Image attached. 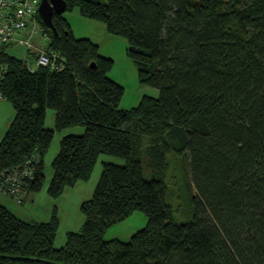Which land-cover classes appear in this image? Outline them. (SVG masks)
Returning <instances> with one entry per match:
<instances>
[{
    "label": "trees",
    "instance_id": "16d2710c",
    "mask_svg": "<svg viewBox=\"0 0 264 264\" xmlns=\"http://www.w3.org/2000/svg\"><path fill=\"white\" fill-rule=\"evenodd\" d=\"M66 2L54 15L58 35L40 16L62 69L31 70L0 50V92L16 111L0 141V168L38 157L29 191H40L55 132L74 125L85 131L61 139L51 196L88 179L102 153L125 163H103L81 204L85 222L61 247L56 210L31 221L1 204L0 264H264V0ZM76 8L127 40L140 82L158 96L121 107L125 87L109 76L114 60L77 37L65 17ZM47 108L55 109L54 127L46 126ZM170 153L190 158L197 193L187 222L174 218L158 172ZM137 209L147 213L146 226L128 240L105 238Z\"/></svg>",
    "mask_w": 264,
    "mask_h": 264
},
{
    "label": "rangeland",
    "instance_id": "374dc122",
    "mask_svg": "<svg viewBox=\"0 0 264 264\" xmlns=\"http://www.w3.org/2000/svg\"><path fill=\"white\" fill-rule=\"evenodd\" d=\"M76 11L78 10L75 9L74 12ZM74 20L80 23L81 25L87 26L81 23L80 21H77L76 18H74ZM117 37H120L121 39L127 41L124 37ZM11 52L17 56L23 55V51L17 48H12ZM15 112L16 111L14 105L11 101L5 98L0 99V141L4 137L7 129L9 128L15 116ZM46 126H55V109L53 108H47ZM84 131L85 127L83 125H74L64 128L62 130H57L55 132L51 146L44 157L46 178L44 181L43 188L38 191L40 197L43 200H45L47 195H50L48 192V186L53 176L52 162L60 150L61 139L65 135L71 133L82 134ZM146 143L149 144V140H146ZM106 161L121 164L125 163V159L122 157L108 153H102L96 162L91 176L88 179L79 180L76 182V184L67 186L61 196L54 197L50 195L52 199L56 201L54 203V209L52 210H56L60 218V225L55 240V244L57 247H61L66 243L67 234L68 232H70L69 230H77L82 226V224H84L85 214L81 209V204L83 200H87L93 196V193L96 189V186L100 180L103 171V163ZM165 162L166 163L161 166V170L158 172L162 173L166 178L169 192L168 201L172 205L174 218L178 222L190 221L193 218L194 214V204L192 196L197 193V189L192 178L189 154L185 153L181 156H178L174 153H170L167 155ZM145 164L146 158L144 165ZM152 169L153 168L151 166L146 165L145 175L147 177H150V174L153 171ZM26 199L27 194L24 202L26 201ZM147 222V213L141 209H137L124 220L109 226L105 232V238L111 239L114 237H118L122 240H128L135 232L146 226Z\"/></svg>",
    "mask_w": 264,
    "mask_h": 264
},
{
    "label": "built area",
    "instance_id": "2783aa9c",
    "mask_svg": "<svg viewBox=\"0 0 264 264\" xmlns=\"http://www.w3.org/2000/svg\"><path fill=\"white\" fill-rule=\"evenodd\" d=\"M42 0H0V50L6 52L12 48L23 51L22 57L29 69L42 66L62 69L63 57L49 47L51 35L40 20ZM6 65L0 62V80L4 76ZM4 96L0 92V99ZM38 157L28 158L24 163L0 168V191L16 203H23L29 185L38 168Z\"/></svg>",
    "mask_w": 264,
    "mask_h": 264
},
{
    "label": "crops",
    "instance_id": "0c3cea01",
    "mask_svg": "<svg viewBox=\"0 0 264 264\" xmlns=\"http://www.w3.org/2000/svg\"><path fill=\"white\" fill-rule=\"evenodd\" d=\"M74 10L69 11V13L67 12L65 17L71 24L75 35L77 37L91 38L99 44L102 55L111 57L114 60V65L109 72V76L125 87L121 107L131 109L138 106L145 95L158 96L159 89L145 85L139 81L137 66L127 53V41L110 35L104 23L88 19L78 9L76 12ZM74 18L87 26L76 22ZM49 196L47 195L45 200H43L38 191L28 190L26 201L23 204H18L0 191V205H6L19 216L31 221L48 220L52 216V209H54V203L56 202Z\"/></svg>",
    "mask_w": 264,
    "mask_h": 264
},
{
    "label": "water",
    "instance_id": "95a60500",
    "mask_svg": "<svg viewBox=\"0 0 264 264\" xmlns=\"http://www.w3.org/2000/svg\"><path fill=\"white\" fill-rule=\"evenodd\" d=\"M67 9L66 0H42L40 4V15L44 24L51 29L56 35L59 34L54 24V15L63 14ZM94 66V63L92 64Z\"/></svg>",
    "mask_w": 264,
    "mask_h": 264
}]
</instances>
